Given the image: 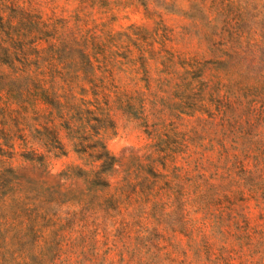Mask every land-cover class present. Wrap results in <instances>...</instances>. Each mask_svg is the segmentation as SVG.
Returning <instances> with one entry per match:
<instances>
[{
	"label": "rangeland",
	"instance_id": "1",
	"mask_svg": "<svg viewBox=\"0 0 264 264\" xmlns=\"http://www.w3.org/2000/svg\"><path fill=\"white\" fill-rule=\"evenodd\" d=\"M77 80L115 123L107 187L35 97L79 99ZM159 144L176 159H149ZM2 180L12 264H264V0H0Z\"/></svg>",
	"mask_w": 264,
	"mask_h": 264
},
{
	"label": "trees",
	"instance_id": "2",
	"mask_svg": "<svg viewBox=\"0 0 264 264\" xmlns=\"http://www.w3.org/2000/svg\"><path fill=\"white\" fill-rule=\"evenodd\" d=\"M90 62V60H89ZM92 66V64H89ZM90 69V70H89ZM94 72V69L88 68L86 71V75H91ZM78 79V77L76 78ZM70 89L74 91V89L79 88V94L82 96L81 98L77 99L75 96H63L66 99V102H61V96L57 94H52L48 90L44 88H38L35 92V97L39 100H42L46 104L50 105L54 109L58 110L60 118L64 121V127L70 132L72 138L76 141V148L77 151L82 155H87L91 158L94 162L99 164V169L97 171L92 172H85L81 169L80 175L83 177H91L94 178L91 180V184L96 182L103 183V186H109V182L106 181L103 176H111L115 170V166L118 164L119 160L114 156L108 149L106 143L104 142V136L109 130L115 129V123L111 116L105 111L104 102L101 101V98L104 97L103 92L98 91V86L94 85L91 89L93 91L94 98L89 99V90L80 86V82L77 80L73 84ZM69 97V98H68ZM197 108H192V112H187V115L194 116L197 112ZM51 139L54 140L56 146L52 147L53 152L59 151L64 154V147L62 143L58 139V135L56 132H49V136ZM52 141V140H50ZM165 153V156L159 158L162 161H167L172 159L174 161L176 158L172 157L175 153L171 151L168 153L167 148H162L161 144L151 147V154L149 155V159H153L156 154ZM173 153V154H171ZM184 153H187L186 151ZM23 157L29 161H36L34 157L30 154L23 155ZM172 157V158H171ZM192 154H189L187 159H190ZM186 160V158H185ZM44 163L45 158L41 157L40 160ZM154 161H159L155 159ZM164 165H166L164 163ZM178 171L182 172V168L177 169ZM9 173L12 174L14 179H18L15 177V171L13 169L8 170ZM153 176L155 178H162L163 176L153 172ZM178 183L179 195L178 198L181 199V204L186 205V201L184 200L187 196V183H190V187H195L196 182L192 177H187V174L181 175L177 174L175 177ZM14 180H2L0 182V203H4L6 200V196L9 195L10 192L14 190ZM198 187V186H196ZM5 189L6 192H2ZM6 195L5 198L1 196ZM10 230L7 231H0V264H12L15 260H9L5 255L3 257L2 252L3 249L7 246H3V240L7 239ZM30 236L33 238H39L42 236L41 230H35V228L29 229ZM22 232L18 231L16 237L21 236ZM13 236V240L16 238ZM28 257H23L21 264H29L26 262ZM29 260L33 262V264H56L53 261H44V254L41 252L38 256L33 255L29 256ZM20 264V263H19Z\"/></svg>",
	"mask_w": 264,
	"mask_h": 264
}]
</instances>
